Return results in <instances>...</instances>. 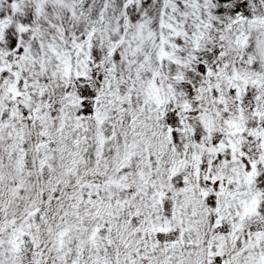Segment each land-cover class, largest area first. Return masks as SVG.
Here are the masks:
<instances>
[{
  "label": "snow or ice",
  "instance_id": "6c2138e0",
  "mask_svg": "<svg viewBox=\"0 0 264 264\" xmlns=\"http://www.w3.org/2000/svg\"><path fill=\"white\" fill-rule=\"evenodd\" d=\"M0 264H264V0H0Z\"/></svg>",
  "mask_w": 264,
  "mask_h": 264
}]
</instances>
